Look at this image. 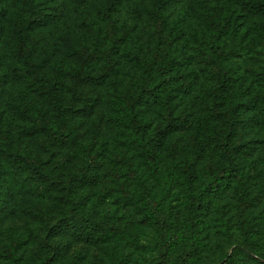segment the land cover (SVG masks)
Masks as SVG:
<instances>
[{
	"label": "rangeland",
	"instance_id": "374dc122",
	"mask_svg": "<svg viewBox=\"0 0 264 264\" xmlns=\"http://www.w3.org/2000/svg\"><path fill=\"white\" fill-rule=\"evenodd\" d=\"M223 11L231 25L217 40L219 56L208 64L202 53H210L209 15L222 17ZM110 17L116 42L108 36ZM18 31L33 50L36 71L56 86L77 135L74 145L51 151L45 133L30 131L42 115L56 127L61 122L40 83L15 73L28 67L15 53ZM102 45L113 47L111 70L99 53ZM80 50L92 55L90 74L98 82L74 79ZM154 77L156 96L147 87ZM86 101L93 110L80 114ZM166 102L176 129L168 126ZM206 130L227 132L242 145L241 167L192 232L181 182L189 166L217 165ZM88 151L97 158V181L79 186L71 177ZM15 153L44 164V192L24 183L27 173L16 175ZM125 180L142 196L145 184L160 204L147 212L124 204L118 182ZM240 199L246 222L258 231L248 233L234 222L224 234L222 214L214 209L235 220ZM72 208L117 229L95 242L57 232L48 246L49 228ZM168 213L177 226L169 247L162 254L142 248L157 241ZM12 244L20 264L58 261L53 247L64 250V264H110L114 252L126 264H176L177 256L187 257V264H219L238 246L264 261V15L233 0H0V264H8Z\"/></svg>",
	"mask_w": 264,
	"mask_h": 264
},
{
	"label": "trees",
	"instance_id": "16d2710c",
	"mask_svg": "<svg viewBox=\"0 0 264 264\" xmlns=\"http://www.w3.org/2000/svg\"><path fill=\"white\" fill-rule=\"evenodd\" d=\"M238 5H240L244 10L252 14H261L264 15V0H233ZM224 16L216 17L213 16L210 12L208 25L210 28V53L203 52L202 59L208 64H213L215 62V57H218L220 54V45L217 43L220 35L229 30L231 22L227 16V11H223ZM108 23L111 28L108 31V36L111 38V41H117L115 37V32L112 30L113 20L110 17ZM113 47L105 48L103 45L99 47V53L106 64V66L111 70L114 65L113 60ZM16 56L20 58L28 67L26 69L15 68V73L27 76L31 75L33 80L40 83L43 88V93L45 94L49 104L56 111V117L61 122L59 127L52 125L49 119L42 115L39 118H36L33 121V124L30 127V131H41L46 134L48 140V149L52 151L54 146L58 144L65 145H74L77 140V135L73 130V126L66 121L65 111L62 110L60 101L55 95L56 86L51 80L45 78L39 74L34 68V62L31 60L33 50L28 45L26 35L23 31H18V44L16 47ZM214 55V56H213ZM78 58L80 61V68L74 74V79L77 83L83 82H93L95 78L90 74L92 55L87 52V50H80L78 52ZM152 81L148 83V91L150 95L156 96L155 91L158 89L157 78H152ZM95 83L98 81H94ZM151 88V89H150ZM166 109L169 112V128L176 129L179 127V124L176 123L172 117L173 109L169 102H166ZM83 112L80 114H89L93 110V103L85 102L83 107ZM174 121V122H173ZM139 128V126H138ZM158 127L157 134L163 135L165 131ZM209 133L207 130L203 132V136L206 138L207 142H210V149L217 156V165H208L201 168L200 170H195V168L189 166L183 171V178L181 185L184 187V192L187 196V202L185 204L184 210L187 213L185 218V223L189 231H194L196 227V222H198L200 216L206 213V211L212 208L213 199H217L221 196L222 192L226 186L238 176L240 169V158L239 155L242 152V145H236L235 142L229 137L227 132L217 131ZM203 149L196 150L200 153ZM11 163L15 169L16 175H22L27 173L24 183H27L29 187L38 189L39 191L44 192L47 189L45 182L48 180V172L46 167L42 162L36 158L30 156L27 153H15L11 155ZM97 161L96 155L92 154L91 151L85 153V158L82 160V165L78 171L71 177L72 181L76 185L83 186L89 185L97 181V175L94 173V163ZM118 191L120 192V199L123 200V203L126 205H131L133 209H142L143 212H147L155 207V204H160L157 200L154 199V194H151V191L147 189L146 185L143 184V191L141 193L133 188H131L128 180L124 182H118ZM118 197V196H117ZM143 198L146 200L143 201ZM240 202H243L242 207L237 211V218L232 220L231 217L224 218L225 215L221 210L214 209L218 214L222 216L218 217V220L221 224V231L226 234L229 232L231 225L235 222L240 226L243 225L246 232H256L257 227L251 222H246L247 213L246 205L243 199H240ZM173 214L177 216L178 213ZM173 219L170 218V213L162 218L161 226L159 229L158 239L154 244L144 245L142 248L149 250H157L161 254L166 251L169 247V242L171 241V234L177 229V226L174 225ZM113 224H110L106 220H101L90 214L89 211L79 210L72 208V212L69 213L65 210L60 218V222L57 225V228H49L46 239V244L49 246L50 240L54 237L57 232H68L72 236L78 239H84L87 242L95 241H105L112 237L113 232L116 230ZM14 244V243H13ZM12 244V245H13ZM140 247V245H137ZM8 252L10 253V260L8 264H20V258L16 256L15 245L8 247ZM55 255L58 257V261H45L43 264H64L63 255L64 250L62 248L53 247ZM123 254L112 253L109 257L110 264H126ZM264 264L263 260L256 259L250 253H247L246 250L241 247H236L231 254H227L219 264ZM176 264H187V257L177 256Z\"/></svg>",
	"mask_w": 264,
	"mask_h": 264
}]
</instances>
